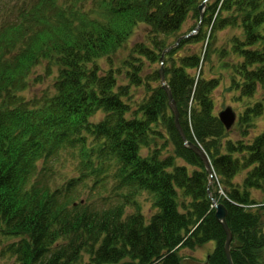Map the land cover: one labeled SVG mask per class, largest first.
<instances>
[{
  "label": "trees",
  "instance_id": "1",
  "mask_svg": "<svg viewBox=\"0 0 264 264\" xmlns=\"http://www.w3.org/2000/svg\"><path fill=\"white\" fill-rule=\"evenodd\" d=\"M85 1L62 10L58 0H0V231L22 237L0 250V257L9 254L14 264H72L86 251L90 264H180V249L215 241L210 263L229 264L214 196L228 209L235 264L263 263L264 205H249L258 203L253 190L264 193V130L252 142L228 138L212 97L218 80L202 73L215 32L241 25L245 37L233 39L234 52L243 58L234 65L241 81L234 78V86L242 101L264 88V0H209L203 17V0H91L89 9ZM189 17L195 19L189 32L200 22L199 30L167 51L163 66L187 138L210 158L212 184L203 159L185 144L161 82L127 115L131 85L150 84L144 83V61L157 62L188 33L181 31ZM137 28L146 35L131 44ZM174 34V41L164 39ZM127 43L133 48L123 62L127 66L116 68ZM42 59L57 68L55 91L27 100L22 92ZM161 66L160 61L152 79L160 80ZM47 67L50 76L54 72ZM118 74L129 82L119 83ZM250 105L238 118L246 127L243 137L248 122L264 111V100ZM100 110L106 115L93 121ZM88 135L100 142L103 157L120 160L121 183L134 187L129 195L153 194L157 211L149 219L141 207L125 215L127 199L105 209L76 202L86 174L52 190L43 170L37 173L45 152L58 154L81 142L85 154ZM170 144L174 153L162 156ZM177 156L187 163L177 164ZM83 164L94 168L89 156ZM30 178L35 179L28 186Z\"/></svg>",
  "mask_w": 264,
  "mask_h": 264
},
{
  "label": "rangeland",
  "instance_id": "2",
  "mask_svg": "<svg viewBox=\"0 0 264 264\" xmlns=\"http://www.w3.org/2000/svg\"><path fill=\"white\" fill-rule=\"evenodd\" d=\"M58 4L61 6L62 10L68 8H77L76 4H79V0H58ZM91 0H86L84 3V8L89 9L91 7ZM234 19V18H232ZM240 22V19H238ZM74 24H77V21L73 20ZM195 23V19L189 17L187 22L182 28L181 33L189 32L191 26ZM211 32V28H210ZM139 34L146 35V33L137 28L134 32V35L131 37L133 44L135 41H138L141 36ZM237 36L241 39L245 37V33L243 27L241 25H230L224 29L217 30L215 32L214 37L211 38L210 42V54L206 60V63L203 67V77L206 79L215 78L218 80L217 88L213 91V100L215 103V112L218 113L221 109L225 108L228 105L233 106V108L237 112V121L233 125V127L228 130V138L233 140L243 139L246 142H252L253 139L260 134L264 130V111L262 114L254 117L251 121L248 122V134L243 137V130L246 127H240L238 125L239 115L244 112L247 108V105L251 103L250 106L254 105L258 101L264 100V88L259 87V90L255 93L254 96L247 98L242 101L239 99L240 92L234 86V78L237 81H241L240 75L237 74L234 65H238L243 61V58L239 56L233 50V39ZM177 34L171 36H164V39L167 42H172L176 39ZM130 39V40H131ZM206 42L204 45H206ZM130 43L124 44L119 49V60L117 61L115 67H125L123 62L126 59H130V53H132L133 48ZM198 46L202 45V42L197 44ZM187 47H190L188 45ZM14 52V51H13ZM205 49H203V53ZM137 57H140L139 54H135ZM166 59V58H165ZM164 59V61H165ZM161 58L155 63H149L148 60L144 61V71L145 77H148L144 81L150 82L148 86L144 84L139 86L132 84L130 88V96H125L131 104V111L128 112V116L131 117L133 115V111L139 109L141 105L145 102L154 89L160 84V80L152 79L153 73L156 69H158V64L160 63ZM137 63H140L138 60ZM102 64L104 70H107L109 66L106 64V58H103ZM48 65H51L52 75L48 76ZM56 66L50 64L47 59H42L37 67L33 70L30 76V86L26 91H23L22 94L26 97L27 100L34 99L35 97H42L45 93L53 94L55 75H56ZM129 69V68H128ZM43 76L42 80H36L37 77ZM119 83L127 84L129 81L123 75L118 74ZM167 76V75H166ZM234 86V87H233ZM147 101V100H146ZM106 115L104 110H100L97 112L92 120L97 122L101 120ZM167 134V131L164 130ZM160 143H163L165 140L160 139ZM87 143V152L82 154V144L81 142L76 143V145L69 144L65 148L62 149L60 153H52L49 156H46V152L43 157L37 161V173L41 170L44 172V177H42L43 181L46 182L48 180V184L51 189H64L68 183L74 177H79L82 174H86V180L84 178L83 182L79 184V192L75 193L74 199L76 202L81 201L84 205H89L91 208L105 209L109 208L112 205L120 204L123 201H128L126 206L125 215L139 212L140 211L145 215L147 219H149L156 211V207L154 206V196L147 190L139 191L138 193H134V195H129L131 191L134 190L133 185L130 181L122 182V175L119 170L122 167V163L118 158L115 157H103L100 149V142L95 141V138L92 135H88L86 137ZM95 147V148H93ZM144 154L148 153L147 148H143ZM163 155L166 156L168 154L174 153L173 145H169L166 149L162 151ZM93 161V169H85L84 168V159L88 157ZM177 164L187 163L185 159L177 156L176 157ZM43 167H47L45 170ZM244 173L240 175L238 180H241ZM35 177V176H34ZM28 186L32 185L35 178H30ZM95 182H99L96 183ZM121 183V185H120ZM220 192H224L223 188H220ZM127 195V197L125 196ZM253 195L258 202L264 203V193L260 190H253ZM264 229V228H263ZM22 237H18L15 235H2L0 231V250L7 247L8 244L13 241H18ZM216 242L210 241L204 244L203 246L196 247L194 249L190 248H182L179 250L180 256L183 257H195L198 260H205L207 255L211 253L215 248ZM92 259V255L89 252H82L81 256L72 264H90ZM14 258L9 254L0 257V264H14Z\"/></svg>",
  "mask_w": 264,
  "mask_h": 264
},
{
  "label": "water",
  "instance_id": "3",
  "mask_svg": "<svg viewBox=\"0 0 264 264\" xmlns=\"http://www.w3.org/2000/svg\"><path fill=\"white\" fill-rule=\"evenodd\" d=\"M205 3L206 2H203L199 7L201 10V16L204 15V9L206 6ZM191 34L192 33L182 35L173 45L166 48L163 52L161 59L164 60L167 51H169L174 46L178 45L182 38L189 37ZM159 73H160L162 86L165 89V91L167 92V95L169 98V105H170L172 111L174 112L175 122H176L177 128H178L182 138L186 141L188 146H190L196 153H198L200 155V157L203 159V161L205 163L207 170L212 174L213 170L211 167L210 159H209L207 153L205 152V150L199 144L194 143L192 141H189L187 139V136H186V134L183 130L182 124L180 122V111H179V108L177 105V101L173 95V91H172L170 84L167 82L164 67L160 68ZM219 116H220L221 121L224 123V125L226 126L227 129H230L234 125L236 118H237L236 111L233 109L232 106H227L225 109L221 110L219 112ZM209 192L212 193L210 190H209ZM213 201L215 202V206H216L215 215H216L218 221L222 224V226L226 232L225 253H226L228 262H229V264H235L234 259L232 257V253H231V249H232L231 244H232V240H233V232H232V230L228 224V221H227L228 209L223 202L218 203L214 197H213ZM262 215L264 218V211H263ZM209 258H210V255H208L207 260L199 261V260H196L192 257H185L182 259L180 264H211Z\"/></svg>",
  "mask_w": 264,
  "mask_h": 264
},
{
  "label": "flooded vegetation",
  "instance_id": "4",
  "mask_svg": "<svg viewBox=\"0 0 264 264\" xmlns=\"http://www.w3.org/2000/svg\"><path fill=\"white\" fill-rule=\"evenodd\" d=\"M262 262H263V263H261V264H264V253H263V257H262Z\"/></svg>",
  "mask_w": 264,
  "mask_h": 264
},
{
  "label": "bare ground",
  "instance_id": "5",
  "mask_svg": "<svg viewBox=\"0 0 264 264\" xmlns=\"http://www.w3.org/2000/svg\"><path fill=\"white\" fill-rule=\"evenodd\" d=\"M187 257H189V256H187ZM184 258H185V257H184ZM192 258H195V257H192ZM182 259H183V258H181V261H182ZM181 261H180V262H181Z\"/></svg>",
  "mask_w": 264,
  "mask_h": 264
}]
</instances>
